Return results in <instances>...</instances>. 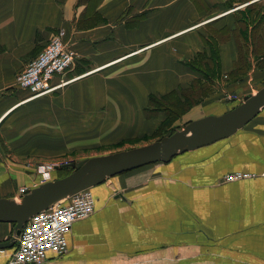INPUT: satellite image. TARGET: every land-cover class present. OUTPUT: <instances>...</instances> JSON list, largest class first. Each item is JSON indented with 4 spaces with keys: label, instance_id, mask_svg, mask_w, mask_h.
<instances>
[{
    "label": "crops",
    "instance_id": "1",
    "mask_svg": "<svg viewBox=\"0 0 264 264\" xmlns=\"http://www.w3.org/2000/svg\"><path fill=\"white\" fill-rule=\"evenodd\" d=\"M93 1L0 0V199L20 198L38 158L152 133L167 116L150 111L151 97H185L214 74L196 66L199 57L219 61V77L180 129L263 87L264 72L233 71L237 13L254 5L264 18V0ZM60 34L77 60L52 84L75 80L30 99L16 78ZM230 94L238 98L227 102ZM263 171L264 111L227 139L94 187L95 213L73 224L68 253L42 264H264ZM237 172L257 177L225 182ZM13 230L0 223V242Z\"/></svg>",
    "mask_w": 264,
    "mask_h": 264
},
{
    "label": "water",
    "instance_id": "2",
    "mask_svg": "<svg viewBox=\"0 0 264 264\" xmlns=\"http://www.w3.org/2000/svg\"><path fill=\"white\" fill-rule=\"evenodd\" d=\"M262 111L264 84L255 94L247 95L242 104L221 116L193 121L182 130L148 145L71 163L64 166L73 169L67 176L30 189L18 199H0V223L14 225L12 238L0 242V250L12 248L25 224L41 211L110 178L159 162L169 163L180 154L227 139Z\"/></svg>",
    "mask_w": 264,
    "mask_h": 264
},
{
    "label": "built area",
    "instance_id": "3",
    "mask_svg": "<svg viewBox=\"0 0 264 264\" xmlns=\"http://www.w3.org/2000/svg\"><path fill=\"white\" fill-rule=\"evenodd\" d=\"M76 56L63 40L56 36L17 77V86L27 90L31 98H39L56 92L67 83L53 85L56 76L64 75L73 68ZM58 166L43 165L39 172L44 175L41 183L52 180L50 173ZM264 177V171L260 174ZM257 177L256 174L232 173L224 176L225 182ZM38 187V186H37ZM29 188H23L20 197ZM95 213V198L90 189L77 193L52 207L34 215L18 236L8 264H42L50 254L61 258L68 253L67 236L73 224L90 218ZM0 250V255L5 254Z\"/></svg>",
    "mask_w": 264,
    "mask_h": 264
},
{
    "label": "rangeland",
    "instance_id": "4",
    "mask_svg": "<svg viewBox=\"0 0 264 264\" xmlns=\"http://www.w3.org/2000/svg\"><path fill=\"white\" fill-rule=\"evenodd\" d=\"M87 1L89 2L90 5L96 4V1L95 2L93 0H87ZM260 10H261V8L259 6H251V7H247L245 9V11L242 12V14H241V12L237 13L238 14L237 20L242 19V18H244V20H246L250 35H252V37H255L256 41H257V47H256V45L252 44L253 41L251 40V44L249 46V49H247L246 53L244 51V54H246L247 62L249 63V65H246L244 60H242V59H244V57L241 55L242 50L239 47L240 46L239 45L240 39H238V45L237 46H238L240 56H239V58L235 64L234 70H236V71L235 72L233 71V73L236 75H240L239 78H241V79L243 77H245V75L247 76L252 71L264 72V45H263V42L261 41V39L264 40V21L262 22V20H259V18H258L260 16ZM263 20H264V18H263ZM259 24H261V25H259ZM250 26L252 27L251 30H250ZM257 27H258L259 31L255 32L254 29ZM223 38H225V37L223 36ZM250 48H252V50H250ZM214 51L216 52V54H218V49L215 46H214ZM250 54H252V56H250ZM199 59L200 60L198 61L196 66L198 68H202L203 70L205 68L208 71H211L210 69H212V71L216 75L215 79L216 78L218 79L220 62L219 61L216 62V60H214V62L211 63V62L205 61L204 58L201 59V57H199ZM26 67L24 69H26ZM206 70H204V71H206ZM241 75H244V76H241ZM227 78H228L227 76L223 77L224 80H227ZM239 78H237V79H239ZM16 80H17V78H16ZM74 80L75 79L69 80L68 82L65 81L64 83H69V82H72ZM204 81H206L205 78H204ZM234 82H236V79L234 80ZM197 89H198L197 92H195L193 94L190 93L189 95H185V97L191 98V100L193 102L198 100V103H201V102H203V100L205 98H207L209 95L212 94V90L210 87H208L207 89L205 87H199ZM168 95H170V94H168ZM172 96L174 97V95H172ZM41 98H43V97H41ZM156 98L161 103L162 106L173 107L174 110L178 113L176 117L171 119V122L168 125H164L165 121H163L161 123V125L159 126V128L155 129L152 133L146 134V135H143L140 137L123 138L120 141H117V142L115 141V143H111L108 145H102V146L97 147V148H85V149H79L78 148L76 150L70 149L69 151H66L67 154L64 156L38 158V160H37L38 163L33 164V167H35V169H34L35 173H33L34 175L30 174L31 175L30 181L28 182V183H30L29 186H23V187L17 189L18 194L21 195L20 191L23 188H27V187L33 188V187H35L41 183V180H42L44 175H42L39 172V168L43 165H50V166H58L59 167L58 169H55L52 171V180H55L57 178L65 177L68 174H70L73 170L71 168L70 169L69 168L64 169L65 168L64 166H66V164L77 163L78 161H80V160H78V159H80L79 157H85L84 159L86 160V159L96 157V156H103V155L113 154V153L120 152V151L130 150L133 148L141 147L144 145H148V144L160 141L164 137H167V136H170L171 134H173L174 131L182 130V129H180V127H176L177 125H175V124L182 118V116L190 108L187 110L184 109L183 107L179 108V106H178L179 104L177 103L178 104L177 105L176 102H175L176 105L175 104L170 105V103L167 100L161 101V99L159 97H156ZM237 98H238V96L236 94H230L229 96L226 97V100H227V102H230V100L233 101ZM30 99H33V98L30 97ZM181 100H184V97H182ZM193 106L194 105H192V107ZM161 112H163V111H161ZM154 113H155V111H154ZM56 172H58V173H56ZM55 173H56V176H54Z\"/></svg>",
    "mask_w": 264,
    "mask_h": 264
},
{
    "label": "trees",
    "instance_id": "5",
    "mask_svg": "<svg viewBox=\"0 0 264 264\" xmlns=\"http://www.w3.org/2000/svg\"><path fill=\"white\" fill-rule=\"evenodd\" d=\"M230 1V0H229ZM233 1H240V2H243V3H245L244 1H246V0H231L230 1V5H232L233 4ZM252 6H254V5H252ZM249 7H251V6H249ZM241 14H242V12H241ZM263 17V16H262ZM261 16H259L258 18H259V20H262V22L264 21L263 20V18H262ZM239 24V25H238ZM259 25H261V24H259ZM237 26H238V28H237V33H238V39H240L239 40V47H240V49L242 50V56L244 57V59H242V60H244V62H245V64L246 65H249V63L247 62V58H246V54H244V51H245V53H246V51H247V49H249V46H250V44H251V40L253 41L252 42V44L253 45H256V47H257V41H256V38L255 37H252V35H250V33H249V29H248V27H247V23H246V20H244V18H242V19H238V21H237ZM254 31L255 32H257V31H259L258 30V27L257 28H255L254 29ZM261 41L263 42V45H264V40L263 39H261ZM252 45V46H253ZM213 49V51H214V48H212ZM190 67H192L193 69L194 68H196V66H195V64L194 63H190ZM203 76H204V78L206 79V82L205 83H203V84H197V87L199 88V87H205V85H206V83L207 82H211V83H213V81H214V78H215V74H213V75H211V74H208V73H206V74H203ZM202 81H204V80H202ZM200 83V82H199ZM172 95H174V97L172 96ZM180 95L178 94V92H173V93H171L170 95H168V96H163L162 98H160L161 99V101L162 100H167L169 103H170V105L171 104H175V102H176V104L179 106V108L180 107H183L184 109H189V108H191L192 107V105H195V104H197L198 103V100H196L195 102H193L192 100H191V98H186V97H184V100H181V98L179 97ZM159 99V100H160ZM172 100V101H171ZM171 101V102H170ZM193 102V103H192ZM175 104V105H176ZM177 106V107H178ZM150 107H151V109H150V111H155V112H161V111H163V112H165L166 113V115H167V119L165 120V122H164V125H168L170 122H171V119H173L174 117H176L177 116V112L174 110V108L173 107H170V106H166V107H164V106H162L161 105V103L157 100V98L154 96V97H151L150 98ZM177 131V130H176ZM176 131H174V133L176 132ZM172 135V134H171ZM64 169H68V168H64ZM70 169V168H69ZM72 169V168H71ZM73 170V169H72Z\"/></svg>",
    "mask_w": 264,
    "mask_h": 264
},
{
    "label": "bare ground",
    "instance_id": "6",
    "mask_svg": "<svg viewBox=\"0 0 264 264\" xmlns=\"http://www.w3.org/2000/svg\"><path fill=\"white\" fill-rule=\"evenodd\" d=\"M66 165H69V164H66ZM50 176H51V178H52V174L50 173L49 174ZM52 181V180H51ZM42 183H40L39 185H37V186H40ZM37 186H35V187H37ZM35 187H33V188H35ZM33 188H31V189H33ZM93 189V188H92ZM92 189H90L91 190V192H92ZM5 250V249H4ZM6 252H8L9 250L7 249V250H5Z\"/></svg>",
    "mask_w": 264,
    "mask_h": 264
}]
</instances>
